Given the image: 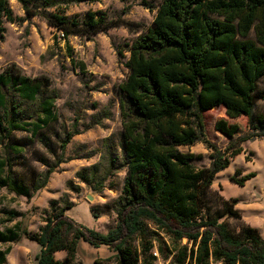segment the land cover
<instances>
[{
	"label": "trees",
	"instance_id": "obj_1",
	"mask_svg": "<svg viewBox=\"0 0 264 264\" xmlns=\"http://www.w3.org/2000/svg\"><path fill=\"white\" fill-rule=\"evenodd\" d=\"M18 1L33 14L26 0ZM55 4L43 0L45 7ZM6 20L14 22L13 10L10 0H0V48ZM49 22L67 33L77 32L70 30L65 17L53 16ZM89 27L98 32L109 26L92 20ZM129 52V75L119 85L122 140L106 138L100 161L77 173L80 181L101 192L111 177L127 172L116 204V227L101 233L80 226L66 214L71 204L53 200L51 214L38 233L18 225L4 228L0 222V264H7L10 253L1 246L25 237L41 247L37 264H80L81 240L112 248L117 264H154L156 243L166 258L171 254L160 232L173 236L178 244L184 240L191 244L180 249L182 264H264V237L259 229L243 223L234 231L227 220H243L236 203L224 197L219 198L217 209L211 203L216 177L243 148L232 144L223 153L212 146V165L203 169L194 165V154L181 150L200 140L198 127L204 136L203 113L220 105L231 119L245 116L250 126L257 124L258 133L242 137L240 143L264 139V115L254 116L256 100H264V90L259 89L264 79V0H163L153 25ZM57 99L48 78L25 76L16 65L0 73V147L5 150L0 159V190L30 199L47 187L65 162L63 155H57V146L61 144L65 151L79 133L65 138L51 134L59 121ZM78 124L79 119L75 129ZM220 130L233 137L240 127L222 123ZM37 143L57 159H41L45 173L16 174L18 161ZM93 157L91 152L86 158ZM253 176H235L232 182L245 186ZM3 214L5 222L22 216L12 210ZM61 252L67 254L63 261L56 257Z\"/></svg>",
	"mask_w": 264,
	"mask_h": 264
},
{
	"label": "rangeland",
	"instance_id": "obj_2",
	"mask_svg": "<svg viewBox=\"0 0 264 264\" xmlns=\"http://www.w3.org/2000/svg\"><path fill=\"white\" fill-rule=\"evenodd\" d=\"M26 1L33 11L32 15L18 0H10L15 20L13 23L6 20L4 24L6 33L0 48V73L16 65L25 76L48 78L51 89L58 94L56 111L59 121L51 134L57 133L63 138L75 131L79 134L72 138L65 151L60 148L61 144L57 146V155H63L65 162L56 168L47 187L34 197H18L6 189L0 190V222L4 223V228L18 225L27 228L30 233H38L44 226L45 217L51 214V202L56 200L60 205L71 204L66 214L76 224L107 233L118 222L116 204L122 196L127 172L121 171L111 177L101 192L80 181L77 173L100 161L106 138H113L117 143L122 140L119 85L129 75V49L153 25L163 0L82 3L54 0L56 4L51 7H45L43 0ZM53 16L65 17L70 30L77 32L67 33L65 29L51 25L49 20ZM92 20L102 21L105 27H109L93 32V28L89 27ZM259 89L264 90V79ZM259 115H264V100L261 99L256 100L254 113L255 117ZM203 117L204 136L198 127L200 140L181 150L194 154L197 157L194 165L203 169L212 165V146L223 153L232 144H235L234 148H243V152L231 160V165L216 177L211 203L217 209L220 197L234 201L243 220H227L231 228L237 232L245 223L259 229L264 237V139L239 141L251 133H258L254 130L257 124L250 126L245 116L231 119L224 105L204 112ZM222 123L238 125L240 132L233 137L227 136L220 130ZM22 136L19 134V137ZM91 152L94 157L86 158ZM4 157L5 150L0 147V159ZM42 158L52 162L57 159L37 143L28 148L24 158L14 167V172L18 175H29L33 170L45 173L47 167L43 165ZM249 175L254 176L245 186L232 182L235 176L241 179ZM11 210L22 216L13 222H5L7 218L3 212ZM160 234L169 247L166 252L171 254L166 258L159 251V243H156L152 251L156 258L154 264H182L179 261L180 249L185 246L191 248V244L187 240L178 244L173 236L164 232ZM81 244L80 264H95L97 260L107 259L112 260L105 264H117L114 259L116 252L112 248L98 250L87 242L82 241ZM18 247L30 250V263L34 262L36 248L41 252L40 245L26 237L19 243L1 246L13 251ZM27 256L25 252H16L8 257V264H23Z\"/></svg>",
	"mask_w": 264,
	"mask_h": 264
},
{
	"label": "crops",
	"instance_id": "obj_3",
	"mask_svg": "<svg viewBox=\"0 0 264 264\" xmlns=\"http://www.w3.org/2000/svg\"><path fill=\"white\" fill-rule=\"evenodd\" d=\"M26 239H28V238H26ZM23 240V239H22ZM21 240V241H22ZM29 240V239H28ZM20 241V242H21ZM83 241V240H82ZM81 241V242H82ZM27 242V241H26ZM81 242H80V244H79V248H78V256H79V252H80V249H81ZM83 242H86V241H83ZM19 243V242H18ZM88 243V242H87ZM89 245L91 246V247H93L94 249H98V250H100L101 248H109L108 246H105V245H103V246H101V247H99V248H97V247H94L93 245H91L90 243H89ZM34 246V245H33ZM36 247V246H35ZM19 250V251H18ZM36 250H37V253H36V255H35V258H34V262L33 263H30V258H29V254H30V250H28L27 248H16V250H10V253H9V255H8V257L10 256V255H13L14 253H16V252H19L20 254H22L23 252H25L28 256H27V258H26V260H24L23 261V264H37L38 262H37V257H38V255L40 254V252H39V249H37L36 248ZM61 256V257H60ZM66 256H67V254L65 253V252H61V253H58L57 255H56V257H57V259L58 260H61V261H63V260H65V258H66ZM7 264H8V259H7Z\"/></svg>",
	"mask_w": 264,
	"mask_h": 264
},
{
	"label": "water",
	"instance_id": "obj_4",
	"mask_svg": "<svg viewBox=\"0 0 264 264\" xmlns=\"http://www.w3.org/2000/svg\"><path fill=\"white\" fill-rule=\"evenodd\" d=\"M89 199H92V197H90Z\"/></svg>",
	"mask_w": 264,
	"mask_h": 264
},
{
	"label": "built area",
	"instance_id": "obj_5",
	"mask_svg": "<svg viewBox=\"0 0 264 264\" xmlns=\"http://www.w3.org/2000/svg\"><path fill=\"white\" fill-rule=\"evenodd\" d=\"M156 255H158V253H156Z\"/></svg>",
	"mask_w": 264,
	"mask_h": 264
}]
</instances>
